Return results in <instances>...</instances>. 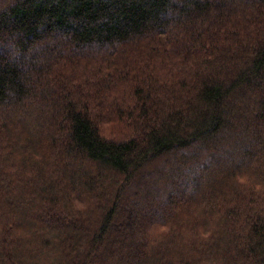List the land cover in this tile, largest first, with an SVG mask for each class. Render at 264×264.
Here are the masks:
<instances>
[{"label":"trees","instance_id":"1","mask_svg":"<svg viewBox=\"0 0 264 264\" xmlns=\"http://www.w3.org/2000/svg\"><path fill=\"white\" fill-rule=\"evenodd\" d=\"M0 264H264V0H0Z\"/></svg>","mask_w":264,"mask_h":264},{"label":"rangeland","instance_id":"2","mask_svg":"<svg viewBox=\"0 0 264 264\" xmlns=\"http://www.w3.org/2000/svg\"><path fill=\"white\" fill-rule=\"evenodd\" d=\"M212 166V165H211ZM213 167V166H212ZM180 192H176V194L178 195Z\"/></svg>","mask_w":264,"mask_h":264}]
</instances>
